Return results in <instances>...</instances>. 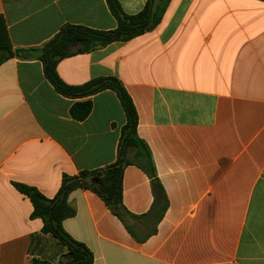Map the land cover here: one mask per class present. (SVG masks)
<instances>
[{
    "label": "crops",
    "instance_id": "crops-1",
    "mask_svg": "<svg viewBox=\"0 0 264 264\" xmlns=\"http://www.w3.org/2000/svg\"><path fill=\"white\" fill-rule=\"evenodd\" d=\"M117 1L128 15L146 3ZM0 15L14 49L64 25L116 27L105 0H0ZM56 73L68 86L118 79L151 163L123 168L122 220L88 190L69 194L62 228L92 264H264V0H170L152 30L63 58ZM85 101L89 115L74 120ZM124 123L111 90L71 99L36 58L0 65V264H57L65 248L14 184L54 198L63 176L116 161Z\"/></svg>",
    "mask_w": 264,
    "mask_h": 264
},
{
    "label": "trees",
    "instance_id": "trees-1",
    "mask_svg": "<svg viewBox=\"0 0 264 264\" xmlns=\"http://www.w3.org/2000/svg\"><path fill=\"white\" fill-rule=\"evenodd\" d=\"M170 0H146L143 9L133 15L125 14L117 0H105L109 12L116 22L113 30L100 31L81 26L64 25L59 32L40 48L14 49L10 43L4 18L0 15V65L17 58H36L42 63L45 79L63 97L82 99L104 90L113 91L120 102L125 116L121 127L116 161L102 169L81 171L77 176H63L61 185L52 199L45 198L33 187L14 184L16 190L27 197L32 204V219L42 221V234H48L65 248L57 264H92L93 255L85 245L73 240L62 228V221L74 216L68 204L69 194L84 189L100 197L118 219L127 214L122 205V171L130 163H137L144 170L151 169L146 145L136 133L137 114L122 83L114 77H98L79 86L64 84L56 73L58 62L74 54L88 53L101 49L113 42H126L155 28ZM91 111L89 101L75 103L70 108L74 120L83 121ZM130 149H135L132 159ZM32 264H51L32 259Z\"/></svg>",
    "mask_w": 264,
    "mask_h": 264
}]
</instances>
